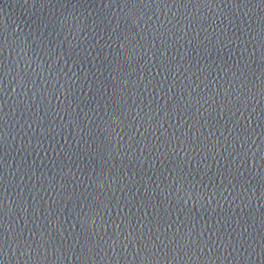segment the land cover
I'll return each mask as SVG.
<instances>
[{
    "label": "water",
    "instance_id": "water-1",
    "mask_svg": "<svg viewBox=\"0 0 264 264\" xmlns=\"http://www.w3.org/2000/svg\"><path fill=\"white\" fill-rule=\"evenodd\" d=\"M0 264H264V0H0Z\"/></svg>",
    "mask_w": 264,
    "mask_h": 264
}]
</instances>
